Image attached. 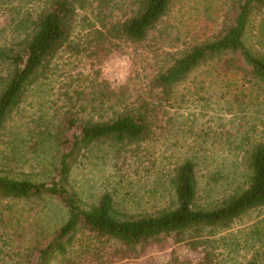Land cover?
Segmentation results:
<instances>
[{"label":"trees","instance_id":"obj_1","mask_svg":"<svg viewBox=\"0 0 264 264\" xmlns=\"http://www.w3.org/2000/svg\"><path fill=\"white\" fill-rule=\"evenodd\" d=\"M227 1L231 14L221 34L171 51L133 93L101 79L99 68L127 46L153 52L154 42L160 51L168 33L155 32L176 0H0V264H95L105 250H92L103 241L133 255L138 248L165 249L171 239L200 252L196 264H221L216 244L228 245L226 234L264 209V0ZM60 65L71 67L66 88L55 87L62 83ZM202 69L216 79L211 84L224 85L221 99L229 105L222 113L255 119L256 126L195 137L199 117L191 119L187 109L188 121L177 128L185 105L203 101V117L210 107L205 84L195 93L180 91ZM35 109L43 112L30 117ZM175 130L194 141L177 163L161 167L152 147ZM218 144L227 148H210ZM43 157L54 161L47 165ZM110 157L117 178L89 192L76 171L85 159ZM31 162L41 175L23 170ZM141 168L148 179L143 193L137 186L145 176L134 177ZM39 201L64 212L60 228L33 226L24 205ZM245 233L243 253L236 242L227 256L264 264V217Z\"/></svg>","mask_w":264,"mask_h":264},{"label":"rangeland","instance_id":"obj_2","mask_svg":"<svg viewBox=\"0 0 264 264\" xmlns=\"http://www.w3.org/2000/svg\"><path fill=\"white\" fill-rule=\"evenodd\" d=\"M231 7L232 3L227 0H176V7L174 8L172 14L166 18L161 26H159L158 31L155 32L156 36H159V33L163 30H166L168 33L165 39L162 38L164 41L161 42V50L158 51L155 48L157 45L154 42L151 44V46L154 47L152 48L153 52H151V49L146 50L140 45L138 46L139 48L137 46H127L125 48L126 54L120 56H128L131 58V74L129 79L126 83L118 86L112 83L110 84L116 87L129 85V88L136 89L133 93H136L137 90L142 91L141 84L143 85V83H146L147 78L155 71V69H157L159 64H161L162 67L170 60L169 54L171 51L174 53L175 51L180 50L184 45L197 40L202 41L213 39L215 36L221 34L229 22ZM60 68L61 69L59 71L62 74L60 81L62 83L56 84L55 87L66 88L68 82L65 75L69 73L71 67L67 65H60ZM207 71L208 69H202L194 73L186 85L181 86L180 89L181 92H185V89L187 88L190 89L192 93H195V89L200 88L202 84H205L206 94L203 93L202 96L207 99L210 98L211 100L210 107H206L204 110L205 112H203L204 114H202L205 117L200 115L203 109L202 105L205 104L203 101L200 102L199 100V102L194 105H185L180 111L179 124L177 125V128L188 121L186 118L189 115V110L187 109H191V119H193L194 114L199 117V121L195 122L193 130L195 137L202 135L205 131H212L213 133L216 131V133L226 137L230 133L235 134L239 130L243 131L250 129L251 126H256L257 124L255 119H249V117L246 118V116L240 115L239 117L242 119L239 121L238 117H234V120H232L231 115L222 113V109H226L225 107L229 105L224 103V100L221 99V95L224 92V85L220 86L221 81L211 84L212 80L216 81V79L214 77L211 79L212 76L208 75ZM101 79H103L102 76ZM64 99L65 98H63V100ZM63 100L58 101L59 106L64 104ZM29 107L31 109L32 106ZM48 111L52 112V110ZM216 111L219 113L217 116H214ZM256 111L257 109H254L251 113L253 118H256L258 115ZM42 112V109H40V111L39 109H35L29 116L37 117ZM235 118H237V120H235ZM15 121L19 124L21 118L18 116L15 118ZM191 123H193L192 120ZM238 123L242 126L241 128L238 127ZM184 131L186 130H175L174 134L167 137L163 142H160L152 147V151L155 153L156 157L159 158V164H161V167H165L166 165L172 166L177 163L180 153L184 151V149L188 148L190 143L194 141L193 138H189L187 141V137L192 136V134L184 133ZM210 148H213L212 150H218L226 149L227 146L218 144L210 146ZM52 157H43V160H47L48 165V163L54 161ZM145 163L146 165L148 164L146 159ZM114 165L115 160L113 157H110L107 160L93 161L92 163L85 159V163L82 164L79 170L76 171V178L80 184L82 183L86 186V189L94 187L95 191H100L107 178H117L118 171ZM23 170L28 173L35 170V175H41L42 173L37 167L36 162L27 164ZM131 171V174L135 173L134 168ZM145 173V170L141 168L139 169V174L134 177L140 179V177H144L146 175ZM146 177L147 176H145L141 183L137 186V190L141 191V193H143L142 190L144 189V185L148 183L146 182V180H148ZM205 180V178L201 180V195L204 196L201 201L202 205H204L205 194L207 192ZM24 208L30 215V221L33 223L34 227H43L48 223L49 231L52 230L53 232L54 230L60 228L64 222V212L59 207L50 205V203L39 201L32 204H25ZM262 217H264V209L254 211L234 226V235L228 236L226 234L227 232H224L228 239V245L222 242L216 244L217 249H221L216 252L221 255V264H238L241 261L240 258L239 260H235V258H231L232 256H227L231 251L229 244L239 242L241 245L240 254L243 253L242 247L244 246L245 239L247 237L245 231ZM226 246L227 249H225ZM103 249L105 251H103ZM124 249L125 248L121 247V245L117 243L106 244L103 241V243H100L99 247L92 250V253H99L100 251H103L102 254L104 255L103 259L96 257L97 262H95V264H103L101 261L104 259L107 260L106 264H196V262L202 258L200 252L189 250L187 244L177 243L172 239L165 249L153 246L149 248L146 247V249H143L141 252L140 248H138V253L133 255L125 253ZM172 251H175V253L167 262L166 255ZM77 254L81 255L82 251L79 250ZM91 256L92 255L82 257L81 260L85 263Z\"/></svg>","mask_w":264,"mask_h":264},{"label":"clouds","instance_id":"obj_3","mask_svg":"<svg viewBox=\"0 0 264 264\" xmlns=\"http://www.w3.org/2000/svg\"><path fill=\"white\" fill-rule=\"evenodd\" d=\"M99 71L103 79L115 85L128 81L131 74V58L128 56H110L100 66Z\"/></svg>","mask_w":264,"mask_h":264}]
</instances>
